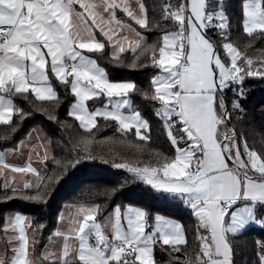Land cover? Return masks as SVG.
Segmentation results:
<instances>
[{"label":"snow or ice","instance_id":"snow-or-ice-1","mask_svg":"<svg viewBox=\"0 0 264 264\" xmlns=\"http://www.w3.org/2000/svg\"><path fill=\"white\" fill-rule=\"evenodd\" d=\"M134 3L135 8L124 0H0V142L12 140L34 113L65 127L53 114L62 88L74 101L67 115L88 134L70 141L69 151L79 146L89 153L85 159H96L89 151L93 142L128 149L127 158L116 153L99 159L125 170V184L142 183L159 198L177 200L191 211L199 246L195 264H236L233 241L251 226L264 229V109L257 116L244 106L245 79L264 78V48L257 62L247 55L255 42L264 45V0ZM118 11L159 35L148 43L132 23L117 17ZM103 14L105 23L135 34L134 55L126 67L154 69L149 90L130 80L114 81L102 66L101 60L123 65L120 54L126 51L120 36L96 22L97 16L104 20ZM93 28L106 40L98 39ZM234 32L247 39L243 52ZM109 44L110 58L105 54ZM135 95L152 105L171 153L149 146L148 159H140L152 140V124L135 104ZM98 118L103 126L115 125L118 135L96 140L92 130H100ZM50 144L33 128L13 147L0 150V167L35 177L22 186L5 177L0 203L14 198L46 203L54 178L80 163L79 155L63 162L53 157L57 170L42 175L32 153L38 146L45 149L43 156L36 153L43 166ZM22 149H30L25 165L5 162L6 154L20 155ZM106 211L101 203L73 205L58 215L42 248L45 224L6 213L0 264H170L157 260V250L176 264H193L186 227L177 219L133 205L115 204ZM255 256L252 264H264V240L259 238Z\"/></svg>","mask_w":264,"mask_h":264},{"label":"trees","instance_id":"trees-1","mask_svg":"<svg viewBox=\"0 0 264 264\" xmlns=\"http://www.w3.org/2000/svg\"><path fill=\"white\" fill-rule=\"evenodd\" d=\"M144 2L146 5H152L157 0H144ZM119 14H123V12L119 11ZM149 17L150 19L152 18L151 8H149ZM126 19L133 23L141 35L146 37L148 43H152L159 35L155 29H141L129 18L126 17ZM233 37L237 39V45L243 52L247 44L246 37L239 32H234ZM261 48H264V45L255 42L251 47L247 48V55L251 56L254 62H257V58L261 56ZM137 52H139V49ZM105 54L110 58L111 51L108 45L105 49ZM133 55L131 50H126L120 54L123 65L109 64L107 60H101V63L109 71L113 80H131L137 83L141 89L149 90V81L155 74V70L150 67L137 69L126 67L127 64L132 62ZM244 88L247 92V99L244 102L245 108L259 116L261 110L264 109V78H246ZM57 90L60 92L62 99L53 114L58 117V121L66 122L65 127L61 128L58 122L48 120L43 114L34 113L23 122L16 136L10 141L0 142V147H13L31 129L36 126H41L50 138L53 149V156L46 161V172L51 173L58 168L52 162L53 157L61 159L63 162L64 160L72 159L74 156L79 155L80 163L65 168L62 175L54 178V183L51 184L47 191L46 203L25 201L21 198H14L6 203H0V226L5 223L4 215L6 213H24L32 218L33 222L46 225L42 230L40 240V247L42 248L47 243L46 236L48 233L57 226L58 215L69 206L95 202L103 204L107 211H111L115 204H121L122 206L136 205L150 212L165 214L166 216L179 220L186 227V234L189 240L187 246L188 254L193 264H195V253L198 251L199 246L195 241L194 229L197 221L191 211L177 200L172 198H159L142 183L125 184L124 181L129 175L125 170H117L112 167L111 163L106 164L99 159L101 156L108 158L116 153L127 158L129 150L122 145L108 141L104 144L93 142L89 146V151L96 159H85L89 153H84L79 146L69 151L70 141H79V139L88 134L78 127V122L74 118L67 115L70 104L73 102L72 96H65L62 88H58ZM133 99L135 104L150 119L152 124V140L145 146V151L140 156V159H148L149 146L171 153V147L161 129L160 122L152 117V105L143 100L139 95H135ZM18 103L25 108L28 107L26 101L19 100ZM36 106L39 107L40 103L37 102ZM98 119L99 123L97 127L100 130L98 132L96 129L92 130L96 140H103L104 138L118 135L115 132V125L103 126L105 125L103 119ZM68 125H71V127H68ZM249 142L250 144L253 143L252 137H249ZM116 159L119 160L120 156H116ZM132 162H135L134 158ZM3 183V178L0 176V185ZM25 192H30V190L26 189ZM0 195H3L2 191H0ZM107 211L105 215H107ZM1 233L2 231H0ZM257 238L264 240V229L258 226H251L242 236H238L233 241L234 249L239 253L234 257L236 264H243V258L245 256L247 257V264H252V261L256 259L255 240ZM177 255L180 254H173V256ZM156 258L157 260L169 261L170 264H176V261L172 257L161 253L159 250L156 252ZM181 259L183 260L184 258L181 257Z\"/></svg>","mask_w":264,"mask_h":264},{"label":"crops","instance_id":"crops-1","mask_svg":"<svg viewBox=\"0 0 264 264\" xmlns=\"http://www.w3.org/2000/svg\"><path fill=\"white\" fill-rule=\"evenodd\" d=\"M117 2H121V0H117ZM124 2L131 3L132 7L135 8L134 0H124ZM103 16H104V20H101L100 16H97L96 22L98 24H100L105 29V31H112V32L116 33V35L120 36L121 37V40H120L121 44H122L121 41L123 40L122 37L124 35H127L128 39L125 40L124 44H122V45L125 47L126 50H131V47L134 46L135 34L134 33H129V32H127V30H124L123 32H121V30L116 28V26L114 24L105 23L104 21L107 20V15L103 14ZM117 17L119 19L123 20V21H127L128 23H131L129 20L126 19V16H125L124 13L123 14H119V11H118L117 12ZM132 25H133V23H132ZM133 28H135V30L138 31L137 28L134 25H133ZM93 31L96 33V36H97L98 39L106 40L105 37H102L100 35L98 29L93 28ZM116 35H114V41L116 39ZM129 45H132V46H129ZM108 46L110 47V51H112L111 44H109ZM114 81H116V80H114ZM119 81H125V80H119ZM89 106L91 108L93 106V102L90 101L89 102ZM95 106H99V104H96ZM34 128H36V129H38L40 131V135L45 138V142L50 140V138L47 136L46 132L44 131V129L41 126H36ZM32 143L33 144L36 143L35 134H33ZM4 149L5 148H1L0 147V150H4ZM29 151H30V149H22V153L20 155H16L14 153L6 154L5 162L9 163V164H15V165L23 166V165H25L28 162ZM44 151H45V149L43 147L38 146V147H36L35 152L32 153L33 166L37 167L40 170L42 175L45 174V172H46V161H45V164L42 166L38 162L36 153H40V155L43 156ZM52 156H53V149H52V145L50 144L48 146V157L51 158ZM0 176L3 178V182H5V177H9L11 183H13V184H16L17 181H19V185L18 186H22L23 182L28 180V179H30V178L31 179H35V177H33L31 173H28V174L12 173L10 169H4L2 167H0ZM72 206L68 207V213L71 210ZM133 206H136V205H133ZM14 213H16V212H14ZM14 213H12V214H14ZM19 213H21V212H19ZM21 214H24V213H21ZM168 217L169 218H173V217H170V216H168ZM2 237H3V232L0 234V238H2ZM0 246H2V245H0Z\"/></svg>","mask_w":264,"mask_h":264},{"label":"rangeland","instance_id":"rangeland-1","mask_svg":"<svg viewBox=\"0 0 264 264\" xmlns=\"http://www.w3.org/2000/svg\"><path fill=\"white\" fill-rule=\"evenodd\" d=\"M121 42H122V44H124L125 40L123 39ZM129 46H132V45H129ZM62 213L67 214L68 213V208H66L65 210H63Z\"/></svg>","mask_w":264,"mask_h":264}]
</instances>
